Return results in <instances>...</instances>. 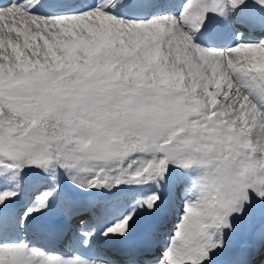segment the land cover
I'll return each instance as SVG.
<instances>
[{"label":"snow or ice","instance_id":"obj_1","mask_svg":"<svg viewBox=\"0 0 264 264\" xmlns=\"http://www.w3.org/2000/svg\"><path fill=\"white\" fill-rule=\"evenodd\" d=\"M0 264H264V0L0 3Z\"/></svg>","mask_w":264,"mask_h":264},{"label":"rangeland","instance_id":"obj_2","mask_svg":"<svg viewBox=\"0 0 264 264\" xmlns=\"http://www.w3.org/2000/svg\"><path fill=\"white\" fill-rule=\"evenodd\" d=\"M171 219H172V218L169 217V221H170ZM165 222H168V221H165ZM143 225H144V221H143V220H141L140 222H138V225H137V231L141 230V228L143 227ZM72 226L75 227V225H73V223H72ZM163 239H164V237H163V235H161V237H160V242H161L162 244H163Z\"/></svg>","mask_w":264,"mask_h":264},{"label":"bare ground","instance_id":"obj_3","mask_svg":"<svg viewBox=\"0 0 264 264\" xmlns=\"http://www.w3.org/2000/svg\"><path fill=\"white\" fill-rule=\"evenodd\" d=\"M1 3V2H0ZM75 222V221H74ZM76 223V222H75ZM119 247V246H117ZM118 253V251H116ZM120 258L119 255H115V259Z\"/></svg>","mask_w":264,"mask_h":264}]
</instances>
